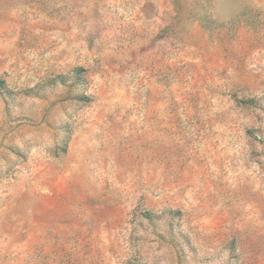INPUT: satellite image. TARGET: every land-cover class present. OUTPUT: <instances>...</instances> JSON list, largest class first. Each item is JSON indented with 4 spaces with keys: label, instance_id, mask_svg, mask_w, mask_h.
Masks as SVG:
<instances>
[{
    "label": "rangeland",
    "instance_id": "rangeland-1",
    "mask_svg": "<svg viewBox=\"0 0 264 264\" xmlns=\"http://www.w3.org/2000/svg\"><path fill=\"white\" fill-rule=\"evenodd\" d=\"M0 264H264V0H0Z\"/></svg>",
    "mask_w": 264,
    "mask_h": 264
},
{
    "label": "crops",
    "instance_id": "crops-1",
    "mask_svg": "<svg viewBox=\"0 0 264 264\" xmlns=\"http://www.w3.org/2000/svg\"><path fill=\"white\" fill-rule=\"evenodd\" d=\"M153 26V25H152ZM150 26L149 30L152 29ZM151 37L144 38L134 47L131 48L132 55L141 47L149 51ZM147 60H154V57H149ZM137 60V59H136ZM133 60V61H136ZM161 129L157 127L142 126V127H125L124 132L131 135L134 133H158ZM65 190L62 188H53L52 185L46 186L43 193L35 196L34 205L36 210L30 218V237L34 240L35 245H40L43 242V252L62 253L61 248L64 246L65 238L70 234V217L68 214L69 207L64 199ZM78 220V219H77ZM83 220V219H81ZM76 222V219L72 220ZM73 234H78L76 226L73 225Z\"/></svg>",
    "mask_w": 264,
    "mask_h": 264
}]
</instances>
